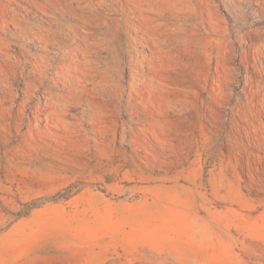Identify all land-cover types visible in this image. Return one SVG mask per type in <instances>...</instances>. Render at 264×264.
Wrapping results in <instances>:
<instances>
[{
  "label": "rangeland",
  "instance_id": "rangeland-1",
  "mask_svg": "<svg viewBox=\"0 0 264 264\" xmlns=\"http://www.w3.org/2000/svg\"><path fill=\"white\" fill-rule=\"evenodd\" d=\"M0 264H264V0H0Z\"/></svg>",
  "mask_w": 264,
  "mask_h": 264
}]
</instances>
